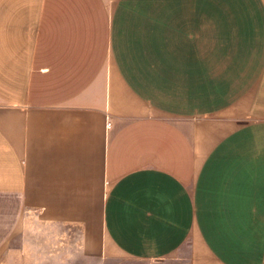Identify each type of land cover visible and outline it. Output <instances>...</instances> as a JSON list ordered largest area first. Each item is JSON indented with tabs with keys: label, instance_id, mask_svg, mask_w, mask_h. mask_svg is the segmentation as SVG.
Returning <instances> with one entry per match:
<instances>
[{
	"label": "crops",
	"instance_id": "0c3cea01",
	"mask_svg": "<svg viewBox=\"0 0 264 264\" xmlns=\"http://www.w3.org/2000/svg\"><path fill=\"white\" fill-rule=\"evenodd\" d=\"M124 259L264 264V0H0V264Z\"/></svg>",
	"mask_w": 264,
	"mask_h": 264
},
{
	"label": "rangeland",
	"instance_id": "374dc122",
	"mask_svg": "<svg viewBox=\"0 0 264 264\" xmlns=\"http://www.w3.org/2000/svg\"><path fill=\"white\" fill-rule=\"evenodd\" d=\"M7 258H9V252H7ZM114 264H141V263H137L135 261L124 259L120 262H114Z\"/></svg>",
	"mask_w": 264,
	"mask_h": 264
}]
</instances>
